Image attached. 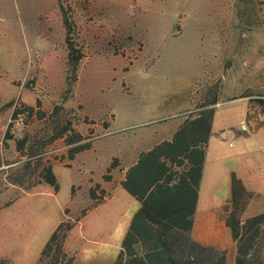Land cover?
<instances>
[{"label": "rangeland", "instance_id": "1", "mask_svg": "<svg viewBox=\"0 0 264 264\" xmlns=\"http://www.w3.org/2000/svg\"><path fill=\"white\" fill-rule=\"evenodd\" d=\"M66 29L83 55L74 72ZM15 101L32 117L13 137L27 136L24 150L32 145L43 166L53 163L57 189L12 187L8 179L23 174L24 186L39 182L41 168L24 171V151L4 146L0 264H37L60 224L69 226L62 251L70 264L114 262L139 207L121 186V168L203 105L214 114L198 211L219 216L212 233L226 244L233 191L242 220L264 213V0H0V130ZM81 123L93 131L70 161L67 138ZM51 148L60 150L45 155ZM203 231L196 236L217 243ZM257 246L264 264V223Z\"/></svg>", "mask_w": 264, "mask_h": 264}, {"label": "trees", "instance_id": "2", "mask_svg": "<svg viewBox=\"0 0 264 264\" xmlns=\"http://www.w3.org/2000/svg\"><path fill=\"white\" fill-rule=\"evenodd\" d=\"M63 24L66 26L65 19ZM67 34L66 29L67 61L74 72L83 55L69 46ZM252 100L261 102L260 98ZM210 104L213 106L216 101ZM24 106L32 112L31 107ZM213 114V107L201 106L197 115L186 118L169 140L141 152L134 165L128 168L121 186L139 207L129 223L117 259L111 264H227L224 250L202 245L191 237ZM68 131L65 126L60 134ZM81 140L82 137L75 133L67 138L71 145L68 160L88 148V143L79 144ZM27 142V136L14 139L7 134L4 146L11 143L15 153L24 151L23 156H27L24 171L30 167L41 168V179L24 186L23 174L22 179H8V183L30 189L43 181L57 189L51 163L43 166L41 158L37 157L38 150L32 145L24 150ZM232 179L238 183L234 177ZM224 209V224L235 245L234 264H262L257 245L262 236L264 213L242 220V210L234 191ZM64 227L60 224L52 233L37 264H41L45 257L48 259L45 264H70L72 258L67 259L62 251L65 230L69 229V226Z\"/></svg>", "mask_w": 264, "mask_h": 264}, {"label": "crops", "instance_id": "3", "mask_svg": "<svg viewBox=\"0 0 264 264\" xmlns=\"http://www.w3.org/2000/svg\"><path fill=\"white\" fill-rule=\"evenodd\" d=\"M185 118H182V120L180 121V123L177 125L176 129L184 122ZM84 123H81L79 125H77L76 127L75 126H72V129L73 131L75 132V134H79L80 136L83 134V132H86L87 130H92L91 128H87L86 131H82V126ZM175 129V130H176ZM93 131V130H92ZM79 132V133H78ZM175 132V131H174ZM173 132V133H174ZM172 136V135H171ZM88 138H92V137H88ZM171 138V137H170ZM169 140V139H168ZM162 142V141H161ZM160 143V142H159ZM158 144V143H156ZM155 144V145H156ZM154 146V145H153ZM151 149V148H150ZM145 152V151H144ZM75 157V156H74ZM67 159V158H66ZM74 159V158H73ZM72 159V160H73ZM138 159V156L136 157V159L133 160V163L132 165H134V163L137 161ZM71 161V160H70ZM55 163V162H54ZM205 163V162H204ZM53 163H51L50 165L52 166ZM61 164H66V162H61ZM131 165V166H132ZM130 166V167H131ZM128 167V168H130ZM128 168H121V183L124 179V176H125V173L126 171L128 170ZM204 168V167H203ZM202 178H203V173H202ZM43 181H41L40 183H42ZM40 183H38L37 185H39ZM201 183H202V179H201V182H200V186H199V190H200V187H201ZM36 185V186H37ZM12 187H15V188H20L24 191H27L28 189H24L22 187H19V186H16V185H11ZM34 186V187H36ZM33 187V188H34ZM200 191H198V200H197V204H196V210H195V213H194V225H193V228H192V231H191V237L193 240H195L196 242H199L200 244L202 245H205V246H213V247H219L220 249H223L225 252H226V261H227V264H234V258H235V245L231 239V242L226 244V243H221L219 240H217L216 238H214V234L212 233V231L214 230L215 227H217V223L219 222V216H215L214 218H212L211 216L209 215H205L204 213H200L198 211V206H200ZM224 222V221H223ZM204 226V231H208L210 232L211 234V239L212 240H215L217 243H212V242H207L205 244V242H203V235H201L200 237L196 236V229L198 226ZM128 229V228H127ZM214 233H215V230H214ZM64 251V250H63ZM65 253V252H64ZM40 258V256H39ZM72 258V260L74 259L73 257H70ZM4 261V260H3ZM75 262V261H74ZM113 263V262H112ZM111 264V263H110Z\"/></svg>", "mask_w": 264, "mask_h": 264}, {"label": "built area", "instance_id": "4", "mask_svg": "<svg viewBox=\"0 0 264 264\" xmlns=\"http://www.w3.org/2000/svg\"><path fill=\"white\" fill-rule=\"evenodd\" d=\"M35 109H33L34 111ZM32 117V112L30 113L28 110L25 109L24 104L21 102L15 101L12 104V109L10 116L2 130H0V155H2L3 148H4V142L6 135L11 136H17L23 132L27 128L28 121ZM240 133H246L247 128L245 126V123H241V127L239 130ZM235 136V133H232L230 138H233ZM232 145L231 143L229 144ZM60 149L57 148H51L47 152H45V155L49 154H57Z\"/></svg>", "mask_w": 264, "mask_h": 264}]
</instances>
